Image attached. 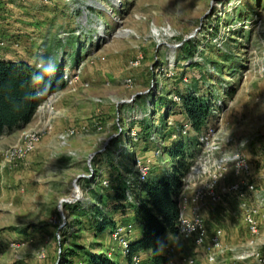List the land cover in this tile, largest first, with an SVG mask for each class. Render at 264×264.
Returning <instances> with one entry per match:
<instances>
[{"label": "rangeland", "instance_id": "374dc122", "mask_svg": "<svg viewBox=\"0 0 264 264\" xmlns=\"http://www.w3.org/2000/svg\"><path fill=\"white\" fill-rule=\"evenodd\" d=\"M53 2L25 10L5 9L0 1V36L39 39L49 32L59 40L50 61L66 63L80 76L61 93L66 127L90 143L38 145L12 167L0 158V264H84L83 253L73 256L83 247L104 248L120 264L126 261L110 235L92 231L90 213L99 205L86 181L97 187L107 158L109 169L131 166L127 153L150 160L159 151L157 160L168 169L162 130L186 121L174 105L175 93L187 87L210 98L211 123L231 140L228 149L251 164L244 177L255 186L250 197L264 198V0ZM53 9L59 14L50 17ZM187 46L195 50L192 56ZM146 119L156 129L134 138L133 128L144 127ZM233 181L229 171L226 185ZM249 199L255 205V197ZM225 204L236 212L233 223L241 235L249 234L242 202L231 198ZM226 249L220 258L234 254Z\"/></svg>", "mask_w": 264, "mask_h": 264}, {"label": "trees", "instance_id": "16d2710c", "mask_svg": "<svg viewBox=\"0 0 264 264\" xmlns=\"http://www.w3.org/2000/svg\"><path fill=\"white\" fill-rule=\"evenodd\" d=\"M185 51L188 56H192L195 50H190V47L187 46ZM62 75L60 68H57L56 72L50 73L44 68L38 69L26 63L0 61V138L27 127L38 108L50 96L66 89L67 85L62 79ZM187 88L182 92L175 93L181 102L174 106L191 124L193 134L187 137L180 136L175 140L173 135L180 131L182 125L174 128L166 126L167 128L162 130L165 135L167 134L163 137H166L168 141L166 155L171 161L170 166L165 169L162 162L158 160L157 164H152L147 180L140 188V204H130L127 201L129 180L118 173L111 176V182L116 192L114 200L117 203L112 206V209L115 211L129 205L128 207L134 210L135 217L140 220L143 227L141 237L136 241L129 242L128 262L132 255L151 252V260L146 264H166L167 260L163 255V250L167 243L163 241V238L166 235L179 236L178 198L182 192L183 180L190 172L199 153L198 136L213 114L210 98L199 95L193 88ZM143 122L144 127H140L138 130L140 135L156 129L155 126L146 124L147 122L149 124V120L146 119ZM159 134L161 135L162 132ZM123 155L129 157L128 160L134 163L137 159L131 153ZM86 183L92 196L99 201V204L102 203L100 198L103 194L101 191L105 189L99 184L97 187L91 188L90 180H87ZM143 195L145 198L142 197ZM86 213L84 212V214ZM90 214L92 217L90 219L91 229L97 237L108 232L111 234L115 223L103 208L94 207ZM78 250H73V256H80V253H83L86 256L84 264H120L109 257L104 248L99 250L100 252H93L92 249L84 247L78 248Z\"/></svg>", "mask_w": 264, "mask_h": 264}, {"label": "built area", "instance_id": "2783aa9c", "mask_svg": "<svg viewBox=\"0 0 264 264\" xmlns=\"http://www.w3.org/2000/svg\"><path fill=\"white\" fill-rule=\"evenodd\" d=\"M9 1L16 5H27L31 2V0ZM9 43V39L0 36V51L6 48ZM37 67L40 68L41 63H38ZM62 79L67 86H75L80 81V76L79 74L65 71ZM56 96H58V93L50 96L41 108L52 112L54 108L49 101ZM175 101L180 104L181 99L175 96ZM210 120L211 118L198 136L200 153L197 155L198 157H196L190 172L183 180L182 192L178 198L180 210L178 237L190 242L196 249L205 248L208 264H223L220 256L227 251L223 244L224 231L218 228L210 231L202 215V209L218 208L227 200L226 196L229 199L234 198L242 202L245 210L244 221L249 231L247 250L238 254L235 260L241 262L252 260L250 264H264V255L259 250L257 243L261 233L257 212L255 209L247 207L246 204L250 194L255 189L254 184H248L244 180V177L251 171V164L239 152L228 149L231 140L222 138L220 132ZM133 130L132 136L134 138L139 137L140 132L136 128H133ZM50 132H52V125L49 123L44 130L22 131L15 145L0 151L4 167L15 166L18 162L27 159L36 150L43 135ZM191 134H193L192 126L188 121H185L180 131L173 135V139L176 140L180 136L187 137ZM75 136H77L76 130L70 129L66 133L61 134L60 139L65 143L68 138ZM155 154L157 155L156 157H159L161 152L157 151ZM151 167L152 161L141 158L136 159L134 163L136 175L128 182L129 190L126 194L128 203L140 204V188L147 180ZM229 171H232L235 181L230 182L226 187H222V184L229 180ZM99 185L108 188L110 187V181L100 179ZM132 229L130 225L118 224L112 230L111 237L126 259L122 264H143L145 260L141 254L132 255L129 262L127 260ZM108 255L111 258L113 257L112 252ZM163 255L167 260L166 264H197L196 259L192 256H182L179 259H175L177 251L174 245L166 244Z\"/></svg>", "mask_w": 264, "mask_h": 264}, {"label": "crops", "instance_id": "0c3cea01", "mask_svg": "<svg viewBox=\"0 0 264 264\" xmlns=\"http://www.w3.org/2000/svg\"><path fill=\"white\" fill-rule=\"evenodd\" d=\"M2 1L5 5L4 8H16L17 6L24 7L25 10L28 8L30 9H38L41 7H51L54 5L55 0H31V2L27 5H16L9 0H0ZM62 3V1H61ZM52 15L50 17H53L59 12L53 9ZM34 14V13H31ZM36 14V12H35ZM41 33V32H40ZM16 34V33H15ZM13 35H11V38H8L10 40L9 45L2 49L0 51V61H6V62H15V63H26L30 65L31 67H37L38 63H41V69H46L50 73L56 72L57 68H60V70L63 72L65 71H70L71 70L68 68V65L65 63L63 65L61 64H52L50 61V58L52 57V48H57V42L59 40H54L55 36H52L48 33L45 35H40L38 36L39 39L37 38H27L24 37L21 39V37H16L13 38ZM52 37V38H51ZM7 38V37H6ZM39 43H43L40 45ZM61 45V44H60ZM42 51V53H40ZM61 65V66H60ZM38 68V69H40ZM64 91V90H63ZM62 91L58 92V96L53 98L52 100L49 101L51 103L52 107L54 110L51 112L48 109L41 108L42 105L46 103V101L38 108L33 120L27 127L23 128L20 131L14 132L12 134H6L0 138V151L3 148L13 146L15 145L24 130H44L46 125L49 123L52 125V132L50 133H45L43 135V138L41 140V143L39 144L38 148H41L42 146H53V145H61L63 147H69V146H75L77 144L84 145L86 143L89 144L90 140L88 139V142L84 138H78V137H71L68 138L65 143H63L60 139V135L66 133L68 130H70L71 125L69 127H66V116H65V111L61 108L60 101H61V94ZM183 115V114H182ZM184 116V115H183ZM185 118V116H184ZM101 139V138H100ZM100 139H98L100 141ZM96 140V142L98 141ZM96 142L94 146H96ZM72 155V154H71ZM0 158L2 160V157L0 155ZM157 157L153 155L151 157L152 164L155 165L157 164ZM108 158L104 160V162L101 163V170H100V178L104 180H109L110 181V187L104 188V190L101 191L103 196L100 198L102 203L99 204V201H97L91 194V192L87 189V192L90 194V197L94 199V203H97L100 208H103L109 216L112 217L113 222L115 223V226L118 224L122 225H130L132 226V232H131V241H136L138 240L141 235L142 231L139 229V231L135 230V227L138 226L139 224L142 226L140 220L135 217V212L133 209L128 207L129 205H126L122 209L118 210H113L112 206L116 205L117 203L114 200L115 197V187L113 183L111 182V176L114 173L121 174L123 178L126 180L132 179V173L133 172V167H134V162H129V165L131 166H126L122 167L119 169L116 168H108ZM111 164L113 165V162L111 161ZM109 169V170H108ZM132 177V178H128ZM229 182V181H228ZM226 182L222 184V187H226ZM255 197V205H253L250 202V199L246 202L247 207H252L253 209L256 210L258 214H260L258 221L260 223V228L264 230V198H262L261 195L258 193H255L252 197ZM227 200L230 201L226 196ZM235 213L231 206H228V204H225V202L219 206L218 208L214 209H202V215L206 221V224L210 231H214L215 228L217 227V224L223 225L225 228L224 230V237H223V244L226 248H230L234 250V254L231 256H226L227 259L221 258L223 264H250L252 260H248L246 262H241V261H236L235 258L238 254L244 252L247 250V239L249 234H245L244 237L241 235L240 230L237 226V224L233 223V218L235 216ZM224 220V221H223ZM261 232V230H260ZM111 236L110 232L106 233ZM105 235V234H104ZM163 241H165L169 245H174L177 247V256L175 259H179L182 256H193L196 259L197 264H208L207 261V251L205 248L202 249H196L193 247V245L188 242L183 240L180 237H172L169 235H166L163 238ZM245 241V243L243 242ZM257 243L261 245L262 251L261 253L264 255V236L261 237L260 233V238L257 239ZM259 248V247H258ZM109 254V251H107ZM151 252H142L141 256L145 260V264L149 263L151 260ZM114 259V257H112ZM115 260V259H114Z\"/></svg>", "mask_w": 264, "mask_h": 264}, {"label": "bare ground", "instance_id": "6f19581e", "mask_svg": "<svg viewBox=\"0 0 264 264\" xmlns=\"http://www.w3.org/2000/svg\"><path fill=\"white\" fill-rule=\"evenodd\" d=\"M156 32H157V31H156ZM78 191H79V190H77V189L75 190V193H74V195H73L74 198H77V196H79Z\"/></svg>", "mask_w": 264, "mask_h": 264}]
</instances>
